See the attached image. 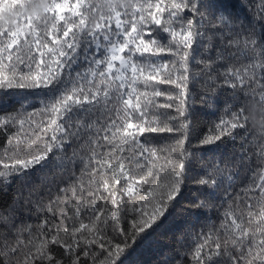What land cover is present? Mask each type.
<instances>
[{"label":"snow or ice","instance_id":"snow-or-ice-1","mask_svg":"<svg viewBox=\"0 0 264 264\" xmlns=\"http://www.w3.org/2000/svg\"><path fill=\"white\" fill-rule=\"evenodd\" d=\"M12 10L15 23L0 22V92L36 98L0 115V193L18 188L0 208V264H137L182 205L208 222L177 238L171 264H264V131L248 112L258 105L264 122V0ZM197 84L208 107L224 89L231 97L228 118L200 137ZM228 141L229 155L198 151ZM50 165L59 171L20 190Z\"/></svg>","mask_w":264,"mask_h":264},{"label":"trees","instance_id":"trees-1","mask_svg":"<svg viewBox=\"0 0 264 264\" xmlns=\"http://www.w3.org/2000/svg\"><path fill=\"white\" fill-rule=\"evenodd\" d=\"M18 0H8V4L4 7H0V22L7 23L5 20L6 13H14L12 10ZM28 12V9H25ZM18 14L16 13V16ZM68 15V13H64ZM242 16H247L248 13L241 10ZM15 23V20L13 21ZM171 87V86H165ZM200 85L195 86L193 98L191 103V111L193 116V122L197 125L195 135L197 137L207 135L208 129H210L216 122H218L220 116H224L227 119V114L224 111V105L231 101V97L227 89L221 91V93L215 98L214 106L208 107L200 102ZM27 96L28 100H35V94L33 93H6L0 92V115H4L9 112H14L20 108L22 102H27L24 97ZM164 101L165 98H159ZM165 111V110H161ZM172 111V110H167ZM249 119L254 125V119L261 121V110L258 105H249L248 108ZM3 143V138L0 137V145ZM233 150V145L230 141L216 146L201 147L198 149L201 153L207 154L208 158H211L214 154L229 155ZM59 168L55 166H49L43 171L35 172L26 185L20 186V190L26 191L31 185L39 183L42 177L51 176L58 172ZM199 171V169H197ZM18 188L13 185L6 193H0V208L7 207L11 204L13 196L17 193ZM185 198L191 199L192 193L189 191L185 193ZM178 209L177 212L169 217L164 226L154 234L150 244H147L139 249L136 256L133 258L137 264H171L172 259L175 257L177 248V238L182 234L197 231L201 226L205 225L208 221L207 218L201 213H189ZM210 217L217 219L218 214L216 211L211 212Z\"/></svg>","mask_w":264,"mask_h":264},{"label":"clouds","instance_id":"clouds-1","mask_svg":"<svg viewBox=\"0 0 264 264\" xmlns=\"http://www.w3.org/2000/svg\"><path fill=\"white\" fill-rule=\"evenodd\" d=\"M28 14H33V15H38L41 13L40 9H37L33 11L31 8L28 9ZM16 19V12L14 13H6L5 14V20L7 21L8 24H13V21ZM254 126L261 131H264V122H261L258 119H254Z\"/></svg>","mask_w":264,"mask_h":264}]
</instances>
